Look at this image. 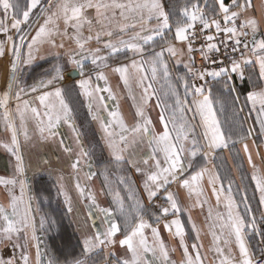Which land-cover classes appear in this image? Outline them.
<instances>
[{
    "label": "snow or ice",
    "instance_id": "6c2138e0",
    "mask_svg": "<svg viewBox=\"0 0 264 264\" xmlns=\"http://www.w3.org/2000/svg\"><path fill=\"white\" fill-rule=\"evenodd\" d=\"M251 7V0H230V3L225 0H183L180 5L172 3L167 10L162 0H47L46 5L42 0H24L23 7L19 0H0V33L5 36L0 41V57H10L6 90L0 93V109H3L0 122L10 133V141L0 147L15 158V173L20 176L25 172L21 136L26 145L57 144L67 154L70 167L77 175L75 188L81 202H87L84 205L86 216L81 219L65 185L60 184L59 194L64 197L66 214H74L82 238L80 255L66 264H96L92 254L97 249L113 248L117 243L124 249L123 255L110 250L104 264H156V261L159 264H205L206 257L201 253L203 245L193 243L189 246L185 242L182 221L179 218L167 220L169 214L179 217L182 211L174 193L169 190L174 183L186 189L189 196L195 194V203L199 207L208 203L207 199L201 200V181L205 175L212 186L217 208L223 204L226 209V215L219 211L213 213L211 207L208 209V218L212 221L209 225L211 250L219 264H264V228L261 227L264 225V168L254 163L248 144L255 128L249 127L244 134L237 131V125L242 130L241 114L247 108L245 120L255 113L259 134L264 136V39H257L260 26L255 18L248 16ZM37 9L39 11L35 13ZM90 10H94V14ZM241 17L243 20L237 26ZM197 24L201 26L199 29ZM32 25H35L34 29ZM22 26L31 30L25 31ZM85 26L88 35L84 34ZM13 30L15 36L10 34ZM171 33L174 35L169 38L167 34ZM57 37L61 42H57ZM65 39L74 42L75 47L66 49ZM198 40L203 41L199 47L195 46ZM92 41L98 46L89 47ZM157 44L159 50L155 47ZM45 45L55 50L49 54L71 64L79 72L81 78L75 81L71 90L78 89V94L85 98L91 120L98 123L100 139L111 157L109 164L117 173L115 180L110 179L108 168L101 173L114 207H101L96 193L86 190L79 182L82 165L91 168L93 152L84 146L83 133L77 127L69 102L70 90L61 86L65 80L63 67L54 65L51 71L30 85L25 81V70L38 58L43 59L39 53ZM221 48L227 64L218 55ZM196 52L208 66H195ZM111 58L121 61L118 66L111 67V71L119 74L133 101L135 112L131 125L126 123L118 102L115 110L108 108L107 101H117L104 71L110 67ZM171 59L176 66L182 65L186 69V75L173 76L169 67ZM257 65L258 75L253 71ZM207 78L222 79L218 96L213 97ZM234 79L241 83L246 81L251 86L242 103ZM101 81L103 85L99 83ZM133 83L142 90L138 97L133 94ZM156 84L160 87H155ZM13 100L14 110L10 109ZM153 100L155 107L160 109L162 131H157L149 115ZM229 101L233 108L232 120L225 129L217 118L214 105L224 111ZM103 112H107V118ZM189 112L191 117L187 115ZM197 116L198 123H193ZM62 124L71 130L75 148L65 144L63 139L57 141ZM197 128L201 131L197 132ZM252 143L255 145L256 141ZM237 144L243 145L247 164L252 169L254 189L251 197L248 185L244 183L243 163L235 164L241 183L234 189V180L222 177L219 166L213 162L218 150L231 151ZM256 155H260L259 150ZM238 158V154L233 157L234 160ZM202 162L212 164V167H199ZM122 165L139 174L143 191L153 206L158 194L164 196L168 206L159 205L156 212L146 207ZM96 175L94 171L83 173L86 181ZM59 179L63 181L64 177ZM225 179L227 186L223 183ZM0 184L8 188L9 196L7 206L0 204V251H10L7 258L0 255V264H58L55 258L41 250L42 242L37 234L46 226L51 228L55 220L40 215L37 222L40 208L38 205L33 207L32 197L25 200L24 179L0 177ZM17 185L19 195L13 191ZM119 186L127 193V203ZM257 195L259 207L254 210L252 200ZM98 217L104 218L103 231H92L88 222L91 220L95 228ZM162 222L173 237L179 238L182 249L179 262L170 255L176 249H169L161 238ZM146 230H150L151 239ZM121 232L123 238L117 241L115 238ZM250 234L262 238L258 251L250 244ZM196 239H200L199 233ZM233 245L238 249V256L233 254ZM32 249H35L34 257ZM149 253L154 258L151 261Z\"/></svg>",
    "mask_w": 264,
    "mask_h": 264
},
{
    "label": "crops",
    "instance_id": "0c3cea01",
    "mask_svg": "<svg viewBox=\"0 0 264 264\" xmlns=\"http://www.w3.org/2000/svg\"><path fill=\"white\" fill-rule=\"evenodd\" d=\"M183 0H162V3L165 4L166 10L167 8L172 4L176 3L177 5L182 4ZM226 3H230V0H225ZM252 7L248 9V16L251 18H255L260 26V31L257 33H260L259 39H264V0H251ZM94 14V10H90ZM243 17H241V20L237 21V26L242 22ZM84 34L88 35V29L87 26L84 28ZM94 34V33H93ZM169 38L174 35V33L167 34ZM251 36V35H250ZM258 39V40H259ZM159 40V38H157ZM98 45L95 43V41L90 42L89 47L95 48ZM102 47V45H99ZM159 44L155 45L156 49L159 50ZM179 46V45H178ZM105 54V53H102ZM167 56V54H166ZM186 59V57L184 58ZM254 59V58H253ZM121 61L116 60L115 58H111L109 60L110 67L107 69H104L105 74L108 76V86L112 88V90L117 95V101H107L109 110H115L117 106V102L119 104V109L121 114L124 116L126 123L131 125L133 121V115L135 112V109L133 107V101L129 97L128 90L124 87V84L122 80L119 77V74L113 73L111 71V67H116L119 65ZM169 67L170 71L172 72L173 76L176 75H186V69L183 68L182 65L176 66L174 59L169 60ZM253 71L258 75V65L255 66ZM4 70L1 71L0 74H3ZM81 77L79 76V72L72 68L71 71L67 72L65 81L66 82H73L77 81ZM208 79V87L212 88V95L214 94V91L218 90L215 97L219 95V90L223 86V81L221 78H218V80H213L212 78ZM175 82V81H173ZM93 83H97L95 81V74L93 73ZM101 85H103V82H99ZM197 84L201 83L200 81H196ZM234 83L238 89V94L240 95L241 103L244 101V98L247 94V91L250 90L251 86L245 81L244 83H241L238 79H234ZM67 89H69V102L70 105L74 109V115L75 119H78L79 123V130L83 133V130L87 129L89 125H91V129L95 130V133L97 134V137L99 138L98 141L92 142L91 145H89V149L94 153L101 154V148H104L105 153L108 154L107 149L105 148L103 141L100 139V133H99V127L98 123L96 121L91 120V116L88 113L87 109V102L83 96H80L79 90L76 89L75 91H72L73 86L66 84L63 86ZM155 87L159 88L160 84H156ZM133 88V94H135L137 97L141 93V89L136 87L135 83L132 85ZM207 94V93H206ZM105 97L107 96V93H102ZM214 97V96H213ZM191 99V98H190ZM38 104V103H37ZM151 107L149 108V115L152 117L154 124L156 125L157 131H162L163 127L159 123V112L160 109L155 107V101L150 102ZM11 106V105H10ZM13 107V105H12ZM214 107L217 109V118L221 121L224 128L227 129L229 126V122L232 120V112L233 108L231 107V102L229 101V104L226 105L224 111L219 110V105H214ZM15 107H13L14 110ZM3 112V109H0V113ZM105 118H107V112L102 113ZM188 117L192 116V113H187ZM248 116V109L245 108L244 112L241 114V121H243L242 130L240 129L239 125H237V131L240 132V134L246 133L247 129L249 127L255 128V131L253 132V136L251 139L248 140V144L250 147V150L253 154V160L254 163L257 165V167L264 168V136H260L259 134V125L255 123V113L251 114L250 118H247L245 120V117ZM199 117H196V120L193 121V123H198ZM18 122V121H17ZM201 131V129L197 128V132ZM65 138V136H64ZM235 138V137H234ZM82 139L84 141V146H88L87 141L84 138V135L82 136ZM255 140L256 144L253 145L252 141ZM10 141V133L5 130L4 124L0 122V144L6 143ZM230 148L232 146L230 145ZM259 150L260 155H256V151ZM238 154L239 158L234 160L233 157ZM102 155V154H101ZM109 155V154H108ZM110 157V156H109ZM213 162L218 165V171L222 177H231L234 180V189L236 185H239L241 183L240 181V174L236 172L235 170V164L236 163H243L244 167L242 169V172L244 176L246 177L244 180V183L248 185V194L251 197L253 194L254 189V183L251 181V166L247 164L246 154L243 152V145L237 144L235 148H232L231 151L228 149H220L217 151V155L214 158ZM212 167V164L205 165L203 162L199 165V167ZM125 167L126 171L130 174H132L135 182H136V190H138L141 193V201L146 206L149 207L152 212H156L157 207L159 205L168 206L164 196L161 194H158L157 198L155 199V206H153L148 200H147V194L143 191V181L139 174H136L134 170L127 168V166H121ZM199 167L196 169L199 170ZM109 170H115L113 166L109 168ZM15 158L11 157V154L8 153L3 147H0V177H3L5 179H12L15 177ZM100 176H95L94 184L95 187V193L97 195V199L106 200L105 205L108 207V204L112 203V199H102L98 197L100 194V190H103L102 183L100 182ZM223 183L225 186H227V180H223ZM202 188H203V194L201 196V200L207 199L208 203L204 205L203 208L196 205V196L193 194L192 196H189L188 191L186 189H183L182 187L178 186L177 184H172L169 188L170 191L174 193L175 198L177 199L180 207H181V214L179 217L173 216L171 214L168 215L167 220L171 221L172 219L179 218L182 221L184 230H185V242L191 246L193 243L202 244L203 247L201 248V253L206 257L205 264H219L218 259L216 258V255L214 251L211 250L212 246V236L209 229V225L211 224V220L208 218V209L211 207L213 209V213L219 211L221 213H224L226 215V209L223 204H221L218 208L216 206V200L215 196L212 194L211 191V185L208 182L207 175L204 176L203 180L201 181ZM139 193V195H140ZM237 201L239 202L240 197L237 196ZM7 198L3 196L1 192V186H0V202L4 203L3 205L6 206L7 204ZM253 209H257L259 207L258 205V195L255 199L252 200ZM243 209V205H241V210ZM159 214V213H157ZM257 217H259V213L257 212ZM191 217V219H189ZM148 219V217H145ZM149 222H152L151 220ZM193 224L195 225V230L193 229ZM264 228V225L261 226ZM174 231V228H173ZM219 230L217 229V232ZM160 233L161 238L165 241L166 245L169 247V249H176L174 253L170 252V255L173 259L177 260L178 262L181 260L182 257V249L179 248V238L173 237L164 227L163 222L160 224ZM197 233H199L200 239L197 240ZM146 234L149 235V239H151L150 236V230H146ZM123 238V233H118L117 241L119 239ZM261 237L259 235H251L249 237V241L251 246L254 250L258 251L259 247L261 246ZM115 251L118 255H123L124 249L120 248L119 244L117 243L116 246L110 249H97L93 254V260L96 262V264H104V258L107 256L108 251ZM227 252V249H226ZM233 254L238 256V249L235 245H233ZM102 255V256H101ZM130 255V254H129ZM99 258V259H98ZM149 260H153L154 258L151 256V254H148ZM156 264H159V261H156Z\"/></svg>",
    "mask_w": 264,
    "mask_h": 264
},
{
    "label": "flooded vegetation",
    "instance_id": "af4514ba",
    "mask_svg": "<svg viewBox=\"0 0 264 264\" xmlns=\"http://www.w3.org/2000/svg\"><path fill=\"white\" fill-rule=\"evenodd\" d=\"M19 2L21 7L24 6V0H19ZM42 3L46 5L47 0H42ZM38 11L39 9L34 10L35 13H38ZM22 27L25 29V31L31 30L28 28V26ZM34 28L35 25H32V29ZM10 34L15 36L14 30ZM32 34L34 35V31H32ZM4 39L5 36L0 33V41ZM57 42H61L59 37H57ZM63 42L65 43L66 49L75 47L74 42L68 41L67 39H65ZM53 51L55 50L50 49V47L47 45L41 47L39 56H42L43 59L38 58L31 67L25 70L24 78L28 85L40 79L45 72L51 71L56 64H60L63 67L65 77L67 72L72 70L73 66L71 64L65 63L64 60H57L54 54H49ZM128 55H131V53ZM9 58V56L0 57V69L1 71L4 70V73L0 74V93L6 90V76L7 69L9 67ZM86 64L90 65V62L86 61ZM66 84H69L73 87L75 85L73 82H66L64 80L61 86L63 87ZM10 105V109L13 110V107H15V101H11ZM75 120L79 129V121L77 118ZM58 132L59 136L57 137V141L63 139L65 144H70L73 148L76 147L73 134L66 125L62 124L58 129ZM83 135L88 143V146H86L87 148H89V145H91L92 142H96L99 139L95 133V130L91 129V125H89L87 129L83 130ZM20 142L22 146L21 152L24 158L25 172L23 176L16 174L12 179L25 180V200H27L28 197H32L33 199L31 203L33 207L38 205L40 208V212L36 216L37 222L39 221L40 215H47L48 217L55 220V223L51 226V228L46 226L44 230L38 231V234L42 242L43 250L55 258L58 261V264H66V262L70 261L72 257L78 252L80 255L82 238L77 224L74 222V214H66L64 197L59 194L60 184L63 183L65 185L69 196L72 198L74 208L78 209L81 213V219L86 216V209L84 205L87 201L81 202L79 193L75 188V184L77 183V175L76 173H73L70 167L67 154L63 153L62 150L58 148L57 144H37L35 147H33L32 145H26L22 136L20 137ZM101 150L102 155L97 153L92 155L91 168H89L87 164H83V170L79 174V182L82 184V186H86V190L91 189L93 192H95L96 187L94 184L95 177L91 181H86L84 179L83 173L87 171H94L100 176L105 168L109 169L112 166L109 164L111 157L105 153L104 148H101ZM45 160L49 161V163L45 164ZM61 176L64 177L63 181L59 179ZM0 186L3 196L8 200V204V188L3 184H0ZM13 191L16 195H19V185H17ZM104 197L107 199L106 195ZM97 203L100 204L101 207H107L100 201V199H97ZM0 204L4 203L0 202ZM108 207H114V205L110 203L108 204ZM103 219V217L96 218L95 228L92 227V221L89 220V228H91L92 231H96L97 229L103 231ZM0 255H3L5 258H7L10 255V251H0Z\"/></svg>",
    "mask_w": 264,
    "mask_h": 264
},
{
    "label": "rangeland",
    "instance_id": "374dc122",
    "mask_svg": "<svg viewBox=\"0 0 264 264\" xmlns=\"http://www.w3.org/2000/svg\"><path fill=\"white\" fill-rule=\"evenodd\" d=\"M180 91H181V94H183V89L181 88L180 89ZM171 102V101H170ZM103 172V171H102ZM109 172H110V179L111 180H115V178H116V175H117V173L115 172V170L113 171V170H109ZM130 176H131V179H132V185H133V187H134V189L136 190V182H135V180H134V178H133V176H132V174H130V173H128ZM100 182L102 183V187H103V190H100L99 192H100V194H101V192L103 191V193L104 194H101V195H98V197H100V198H102V199H105V195L107 196V198H110V199H112V197L110 196V195H108L107 194V188L106 187H104V185H105V181H104V177H103V175H101L100 174ZM114 187H116V185H113ZM119 188H120V191H121V195L122 196H124L125 197V200H126V203H127V193L123 190V186H119ZM136 192H137V195H138V197L141 199V193L138 191V190H136ZM139 193H140V195H139ZM103 202V204L105 205V203H106V200H102ZM38 234V233H37ZM39 235V234H38ZM41 250L42 251H44L43 250V247H42V245H41ZM32 255H33V257L35 256V249H32ZM74 256H79V252L76 254V255H74ZM73 256V257H74ZM102 256V255H101ZM72 257V258H73ZM99 259V258H98Z\"/></svg>",
    "mask_w": 264,
    "mask_h": 264
},
{
    "label": "built area",
    "instance_id": "2783aa9c",
    "mask_svg": "<svg viewBox=\"0 0 264 264\" xmlns=\"http://www.w3.org/2000/svg\"><path fill=\"white\" fill-rule=\"evenodd\" d=\"M196 27H197V29H199L201 26H200L199 24H197ZM250 37H251V36H249V40H250ZM221 38H222V36H221ZM201 43H203V41H202V40H198V41L196 42V45H195V46L199 47V45H200ZM229 51H230V49H229ZM223 52H224V49L221 48V52L218 54V55L220 56L221 59H225V58H224V55H223ZM211 55L215 56V55H217V54H211ZM237 55H238V54H237ZM194 56H195V66H196L197 68H200V67H202V66H205V67L208 66L207 63H206L205 61L202 60V58H201L199 52L194 53ZM227 63H228V60L225 59V64H227ZM216 66L218 67L219 65H216Z\"/></svg>",
    "mask_w": 264,
    "mask_h": 264
},
{
    "label": "water",
    "instance_id": "95a60500",
    "mask_svg": "<svg viewBox=\"0 0 264 264\" xmlns=\"http://www.w3.org/2000/svg\"><path fill=\"white\" fill-rule=\"evenodd\" d=\"M256 36H257V39H259L260 33H257ZM250 39H251V37H250ZM250 47H251V44H250Z\"/></svg>",
    "mask_w": 264,
    "mask_h": 264
},
{
    "label": "trees",
    "instance_id": "16d2710c",
    "mask_svg": "<svg viewBox=\"0 0 264 264\" xmlns=\"http://www.w3.org/2000/svg\"><path fill=\"white\" fill-rule=\"evenodd\" d=\"M22 7H23V6H22ZM217 92H218V90H217V91H216V90L214 91V94H213L214 97H215V95H216Z\"/></svg>",
    "mask_w": 264,
    "mask_h": 264
}]
</instances>
